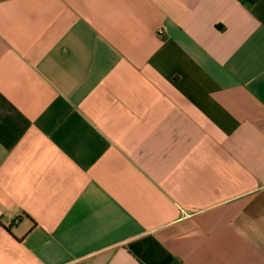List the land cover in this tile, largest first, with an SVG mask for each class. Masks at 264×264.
I'll list each match as a JSON object with an SVG mask.
<instances>
[{
  "label": "crops",
  "instance_id": "1",
  "mask_svg": "<svg viewBox=\"0 0 264 264\" xmlns=\"http://www.w3.org/2000/svg\"><path fill=\"white\" fill-rule=\"evenodd\" d=\"M0 264H264V0H0Z\"/></svg>",
  "mask_w": 264,
  "mask_h": 264
},
{
  "label": "built area",
  "instance_id": "2",
  "mask_svg": "<svg viewBox=\"0 0 264 264\" xmlns=\"http://www.w3.org/2000/svg\"><path fill=\"white\" fill-rule=\"evenodd\" d=\"M164 33H165L164 29H161V30L159 31V35H163Z\"/></svg>",
  "mask_w": 264,
  "mask_h": 264
}]
</instances>
